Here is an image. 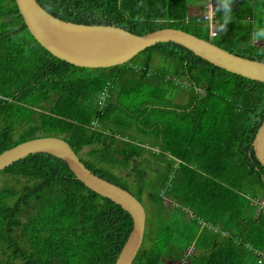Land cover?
<instances>
[{
    "label": "trees",
    "instance_id": "trees-1",
    "mask_svg": "<svg viewBox=\"0 0 264 264\" xmlns=\"http://www.w3.org/2000/svg\"><path fill=\"white\" fill-rule=\"evenodd\" d=\"M205 1L193 11L192 0H38L63 19L135 33L177 27L264 61V40L251 39L264 0H234L214 38L198 23ZM263 119V81L177 42L120 64L75 65L34 38L15 0H0V152L60 136L146 202L155 221L146 216L131 264H264V165L252 147ZM131 228L126 209L58 156L29 153L0 170V264H113Z\"/></svg>",
    "mask_w": 264,
    "mask_h": 264
},
{
    "label": "water",
    "instance_id": "water-1",
    "mask_svg": "<svg viewBox=\"0 0 264 264\" xmlns=\"http://www.w3.org/2000/svg\"><path fill=\"white\" fill-rule=\"evenodd\" d=\"M34 38L54 56L87 67L120 64L145 47L160 41H174L194 54L240 75L264 82V61L246 57L177 27H160L135 33L116 24L83 23L60 18L38 0H15ZM257 159L264 165V119L252 140ZM34 152H48L66 161L75 176L97 193L126 209L132 228L113 264H131L142 240L146 223L143 203L129 190L88 168L70 143L57 135H42L14 144L0 152V170Z\"/></svg>",
    "mask_w": 264,
    "mask_h": 264
},
{
    "label": "clouds",
    "instance_id": "clouds-1",
    "mask_svg": "<svg viewBox=\"0 0 264 264\" xmlns=\"http://www.w3.org/2000/svg\"><path fill=\"white\" fill-rule=\"evenodd\" d=\"M233 3L234 0H217L216 5L213 6L211 0H207L198 23L208 31L210 37L214 38L227 31V26L232 21ZM217 13L220 14L219 19ZM251 39L255 42L264 40V24L254 26Z\"/></svg>",
    "mask_w": 264,
    "mask_h": 264
},
{
    "label": "rangeland",
    "instance_id": "rangeland-1",
    "mask_svg": "<svg viewBox=\"0 0 264 264\" xmlns=\"http://www.w3.org/2000/svg\"><path fill=\"white\" fill-rule=\"evenodd\" d=\"M192 2H200V0H192ZM198 9V8H197ZM201 10H203V9H201V7H200V9H199V12L201 11ZM198 11V10H197ZM144 205H145V210H146V216H147V219L148 220H152V221H155V216L153 215V213H152V210H150V207L148 206V204L146 203V202H144ZM164 261H166V263L167 264H183V262H184V258L182 259V258H179L178 260H176V261H169V260H165L164 259Z\"/></svg>",
    "mask_w": 264,
    "mask_h": 264
},
{
    "label": "crops",
    "instance_id": "crops-1",
    "mask_svg": "<svg viewBox=\"0 0 264 264\" xmlns=\"http://www.w3.org/2000/svg\"><path fill=\"white\" fill-rule=\"evenodd\" d=\"M206 2H207V0L205 1V5H206ZM199 5H200L199 2H193V3H192V7H191L192 10H193V11H197V10H198L197 8L199 7ZM205 5H204V6H205ZM203 11H204V9H203Z\"/></svg>",
    "mask_w": 264,
    "mask_h": 264
},
{
    "label": "built area",
    "instance_id": "built-area-1",
    "mask_svg": "<svg viewBox=\"0 0 264 264\" xmlns=\"http://www.w3.org/2000/svg\"><path fill=\"white\" fill-rule=\"evenodd\" d=\"M211 2H212V4H213V6H214V0H211ZM206 4H207V2H206Z\"/></svg>",
    "mask_w": 264,
    "mask_h": 264
}]
</instances>
